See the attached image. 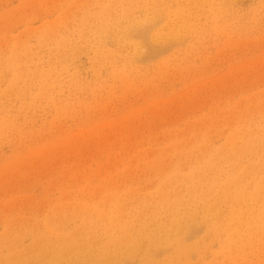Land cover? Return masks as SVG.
Instances as JSON below:
<instances>
[{
  "label": "rangeland",
  "instance_id": "374dc122",
  "mask_svg": "<svg viewBox=\"0 0 264 264\" xmlns=\"http://www.w3.org/2000/svg\"><path fill=\"white\" fill-rule=\"evenodd\" d=\"M124 229L264 264V0H0V264Z\"/></svg>",
  "mask_w": 264,
  "mask_h": 264
},
{
  "label": "bare ground",
  "instance_id": "6f19581e",
  "mask_svg": "<svg viewBox=\"0 0 264 264\" xmlns=\"http://www.w3.org/2000/svg\"><path fill=\"white\" fill-rule=\"evenodd\" d=\"M181 219H182L181 215H178L177 212L174 215V222L171 223L172 226L171 225L169 226V230L181 228L182 226ZM162 229L164 231L168 230L167 225H165ZM51 233L53 234V236L50 237H52L53 240H55L51 252L44 254L42 251V249H45L44 246L38 247V251L41 253L38 255L37 260L40 261L41 264H76V262L82 264H121L120 261L114 259L113 257L114 255L123 252L121 251L122 245H124L125 252H127L129 255H133L137 252L136 246L133 245L132 233L131 232L128 233L127 231H125V229L123 231L118 232L116 237L109 238V243H111L110 247H105L100 249L94 247V245L88 239L86 240L85 243L82 242L81 244L78 241V238L75 233L64 234V235H61L57 231ZM152 238L153 237H151L150 239L151 244H154V240ZM175 243H177V241H175ZM180 243L181 242L178 241V246L176 249L179 252H182V247L180 246ZM41 259H43V261ZM147 260L148 261L153 260L152 257L149 256V254L147 255ZM1 264H26V263L17 262V261L11 262L10 260L5 258V260H3ZM141 264H148V263L145 262V260H143Z\"/></svg>",
  "mask_w": 264,
  "mask_h": 264
}]
</instances>
